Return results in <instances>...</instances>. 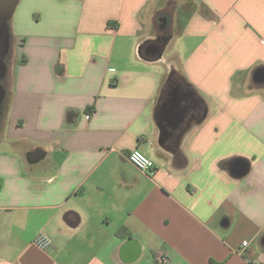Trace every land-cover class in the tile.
<instances>
[{
    "label": "crops",
    "instance_id": "0c3cea01",
    "mask_svg": "<svg viewBox=\"0 0 264 264\" xmlns=\"http://www.w3.org/2000/svg\"><path fill=\"white\" fill-rule=\"evenodd\" d=\"M22 2L0 28V264H264V0Z\"/></svg>",
    "mask_w": 264,
    "mask_h": 264
},
{
    "label": "built area",
    "instance_id": "2783aa9c",
    "mask_svg": "<svg viewBox=\"0 0 264 264\" xmlns=\"http://www.w3.org/2000/svg\"><path fill=\"white\" fill-rule=\"evenodd\" d=\"M127 159L135 169L142 173H147L154 169L153 162L139 150H133L132 152H130L127 156ZM34 244L38 248L44 250L51 245V241L45 235L40 234L34 239ZM247 245V242H243V247H246ZM156 262L158 264L165 263L167 262V258L165 256L157 255Z\"/></svg>",
    "mask_w": 264,
    "mask_h": 264
},
{
    "label": "water",
    "instance_id": "95a60500",
    "mask_svg": "<svg viewBox=\"0 0 264 264\" xmlns=\"http://www.w3.org/2000/svg\"><path fill=\"white\" fill-rule=\"evenodd\" d=\"M17 2L18 0H0V28L2 29L3 35L4 32H6V23L10 19ZM1 46H0V53L2 51ZM253 82L256 84L264 83V68H260L254 72ZM0 96H3L2 89H0ZM160 141H163V139H161ZM244 172L245 169L241 168V170L238 171L236 174L241 175L244 174Z\"/></svg>",
    "mask_w": 264,
    "mask_h": 264
},
{
    "label": "rangeland",
    "instance_id": "374dc122",
    "mask_svg": "<svg viewBox=\"0 0 264 264\" xmlns=\"http://www.w3.org/2000/svg\"><path fill=\"white\" fill-rule=\"evenodd\" d=\"M23 0H18V2H17V4H16V6H15V8H14V10H13V16H12V18H11V20L9 19V21H12L13 20V17L15 16V15H17L20 11H21V8H22V5H23V2H22ZM184 8H185V6H184Z\"/></svg>",
    "mask_w": 264,
    "mask_h": 264
},
{
    "label": "trees",
    "instance_id": "16d2710c",
    "mask_svg": "<svg viewBox=\"0 0 264 264\" xmlns=\"http://www.w3.org/2000/svg\"><path fill=\"white\" fill-rule=\"evenodd\" d=\"M108 25H109V23H108Z\"/></svg>",
    "mask_w": 264,
    "mask_h": 264
}]
</instances>
